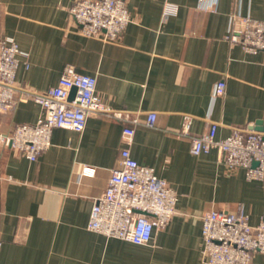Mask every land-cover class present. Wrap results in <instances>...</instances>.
<instances>
[{
  "label": "crops",
  "instance_id": "crops-1",
  "mask_svg": "<svg viewBox=\"0 0 264 264\" xmlns=\"http://www.w3.org/2000/svg\"><path fill=\"white\" fill-rule=\"evenodd\" d=\"M73 0H0V36L28 53L16 72L17 106L0 129L34 123L42 107L28 92L56 86L64 67L97 77L106 106L129 114L88 117L82 132L55 128L52 145L32 161L0 140V264H201L202 215L236 211L264 217V177L229 169L221 153L194 155L191 135L208 121L218 138L235 127L264 128V51L227 39L233 12L264 20V0H127L132 21L119 39L87 36L71 17ZM167 5L175 12L165 14ZM226 82L224 95L214 87ZM150 112L155 125H146ZM192 116L191 135L181 134ZM136 119V121H134ZM135 133L133 157L177 191V213L147 244L88 229L94 202L121 163L123 128ZM250 264H264L256 253Z\"/></svg>",
  "mask_w": 264,
  "mask_h": 264
},
{
  "label": "built area",
  "instance_id": "built-area-1",
  "mask_svg": "<svg viewBox=\"0 0 264 264\" xmlns=\"http://www.w3.org/2000/svg\"><path fill=\"white\" fill-rule=\"evenodd\" d=\"M175 10L167 5L165 14ZM70 13L83 34H100L111 40L121 38L132 21L127 0H73ZM227 39L248 52L264 51V20L233 12ZM27 58L15 38L0 36V115L17 106L16 72L22 59L28 65ZM225 90L226 82L220 80L214 95L222 96ZM28 94L41 105L40 117L34 123L17 124L9 135L0 129V140L32 161L50 148L55 128L82 132L93 113L129 118L127 112L105 105L97 92L96 76L78 72L72 64L64 67L56 86ZM156 118L150 112L146 125L154 126ZM193 119L184 117L181 134L191 135ZM218 126L210 120L201 135H191V152L201 155L216 148L227 168L244 169L250 180L262 179L264 129L235 127L227 137L218 138ZM134 133L130 125L123 128L126 146L121 149V165L112 171L103 194L94 202L87 227L107 237L147 244L154 230L166 227L177 213L178 194L153 166L133 157L127 145ZM2 245L0 239V251ZM256 253L264 254V217L252 225L241 206L236 211L213 209L202 215L201 264H250Z\"/></svg>",
  "mask_w": 264,
  "mask_h": 264
},
{
  "label": "water",
  "instance_id": "water-1",
  "mask_svg": "<svg viewBox=\"0 0 264 264\" xmlns=\"http://www.w3.org/2000/svg\"><path fill=\"white\" fill-rule=\"evenodd\" d=\"M254 129H255V130L262 131L264 128H263V127H258V126H256ZM254 164L257 165V162H255Z\"/></svg>",
  "mask_w": 264,
  "mask_h": 264
}]
</instances>
